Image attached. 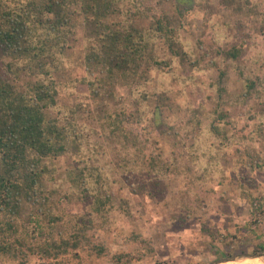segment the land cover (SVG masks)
<instances>
[{
  "label": "rangeland",
  "instance_id": "374dc122",
  "mask_svg": "<svg viewBox=\"0 0 264 264\" xmlns=\"http://www.w3.org/2000/svg\"><path fill=\"white\" fill-rule=\"evenodd\" d=\"M111 8L118 12L110 24L151 38L140 75L131 84L118 74L114 94L97 87L94 97L95 76L79 57L95 31L78 17L73 47L60 62L66 70L48 60L58 94L45 115L70 130V145L37 164L46 170L37 200L25 201L17 216L16 236L28 240L12 238L15 251L0 255V264H211L264 254V0H112ZM79 10L71 3L59 11ZM162 17L174 33L154 37ZM233 46L238 59L227 55ZM4 52L0 80L6 75L13 93L46 77L19 51ZM124 105L125 129L116 134L115 111ZM98 198L106 200L103 214ZM48 213L60 220L48 223ZM83 215L92 221L78 247L51 258L30 247L75 234Z\"/></svg>",
  "mask_w": 264,
  "mask_h": 264
},
{
  "label": "trees",
  "instance_id": "16d2710c",
  "mask_svg": "<svg viewBox=\"0 0 264 264\" xmlns=\"http://www.w3.org/2000/svg\"><path fill=\"white\" fill-rule=\"evenodd\" d=\"M183 1L186 0H178L179 4ZM71 3L80 7V14H65L59 11L62 7L67 9ZM111 5L112 0H49L40 5L36 0H0L3 15L0 23V50L6 52L13 48L19 51L27 61L37 63L41 74L46 76L42 81L31 84L27 91L20 93L12 92L6 75L7 82L0 80V255L14 253L15 245L10 242L12 238L20 244L28 240L16 236L21 227L17 216L25 201L37 200L38 183L46 171L38 170L37 164L45 157L66 153L70 145V130L65 126L63 128L55 120H48L45 108L56 103L58 92L52 72L58 69L66 70L61 64V59L73 47L71 37L78 17L90 23L95 31L94 42H90L87 53L79 57H83L84 65L95 76L96 85L94 86L95 80L89 82L94 97L99 94L97 87H101L106 94H114L115 83L120 79L118 74L123 75L131 84L135 83L140 75L138 70L151 38L133 32L120 22L110 24L108 21L111 14L118 12L113 11ZM156 20L152 30L154 37L174 33L167 17ZM227 55L238 59L240 52L233 46L227 51ZM48 60L55 66L54 70L48 67ZM226 79V72L221 73L222 85ZM248 87H254V82H249ZM224 90L220 88L219 94L222 95ZM142 94L145 95L143 92ZM128 107L129 105H124L115 111L113 124L117 127L113 133L119 134V131L125 129L120 127L123 126ZM154 115V122L158 124L161 121L158 109ZM151 167L154 168L155 165L152 164ZM74 180L79 185L83 184L84 171H79ZM98 202L99 214H103L106 210V200L98 198ZM46 219L48 223L55 225L60 216L48 213ZM89 221L92 220L87 215L80 216L74 223V226H77L76 235L64 236L59 242L54 237H49L51 240L41 241L40 244L30 247H37L47 258L66 254L71 247L79 246L80 235L86 236L81 232ZM97 249L101 252L104 248ZM261 250L264 252V246ZM122 257L123 254H119L116 259L120 260ZM238 264L258 262L247 261Z\"/></svg>",
  "mask_w": 264,
  "mask_h": 264
},
{
  "label": "water",
  "instance_id": "95a60500",
  "mask_svg": "<svg viewBox=\"0 0 264 264\" xmlns=\"http://www.w3.org/2000/svg\"><path fill=\"white\" fill-rule=\"evenodd\" d=\"M258 256H264V254H244V255H239V256H229V257H225L221 260H217L216 262H213L211 264H220L222 262H227L230 260H236V259L248 258V257H258Z\"/></svg>",
  "mask_w": 264,
  "mask_h": 264
},
{
  "label": "bare ground",
  "instance_id": "6f19581e",
  "mask_svg": "<svg viewBox=\"0 0 264 264\" xmlns=\"http://www.w3.org/2000/svg\"><path fill=\"white\" fill-rule=\"evenodd\" d=\"M249 259H251L252 261H256V260H260L264 263V256H258V257H248Z\"/></svg>",
  "mask_w": 264,
  "mask_h": 264
},
{
  "label": "crops",
  "instance_id": "0c3cea01",
  "mask_svg": "<svg viewBox=\"0 0 264 264\" xmlns=\"http://www.w3.org/2000/svg\"><path fill=\"white\" fill-rule=\"evenodd\" d=\"M253 262V261H252Z\"/></svg>",
  "mask_w": 264,
  "mask_h": 264
}]
</instances>
